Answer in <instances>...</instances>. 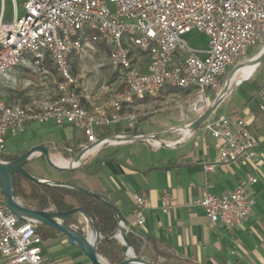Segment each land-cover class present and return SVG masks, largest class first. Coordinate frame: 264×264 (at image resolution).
Instances as JSON below:
<instances>
[{"label": "built area", "instance_id": "1", "mask_svg": "<svg viewBox=\"0 0 264 264\" xmlns=\"http://www.w3.org/2000/svg\"><path fill=\"white\" fill-rule=\"evenodd\" d=\"M1 2L0 84L16 80L13 71L19 64L42 74L51 64L58 76L50 97L9 103L0 93V159L4 161H8L7 139L24 134L33 122L79 129L85 139L76 149L84 152L83 162L106 147L138 141L130 136L148 135L145 141L159 148L165 143L160 133L135 132L140 117L137 105L182 88L191 113L201 116L212 101L209 92L217 96L222 89L221 78L251 48L264 43V0H13L14 17L9 21L4 20ZM193 31L207 34L205 50L193 49L182 39ZM103 53L105 58L96 61L93 55ZM86 60L96 74L110 70L112 81L95 91L83 67ZM260 98L264 101V89ZM260 108L264 110L263 103ZM215 113L198 130L203 141L211 137L219 142L217 161L208 168L248 157L258 170L259 144L245 118L239 113ZM258 181V174H247L249 186ZM172 199L166 191L164 212ZM133 200L135 223L142 226L148 200L138 193H133ZM197 204L212 223L236 228L249 220L255 199L240 183L227 195L207 193ZM75 227L86 231L82 219ZM128 230L132 233L130 225ZM0 259L4 264H59L44 254L38 225L19 221L7 209L1 186Z\"/></svg>", "mask_w": 264, "mask_h": 264}, {"label": "crops", "instance_id": "2", "mask_svg": "<svg viewBox=\"0 0 264 264\" xmlns=\"http://www.w3.org/2000/svg\"><path fill=\"white\" fill-rule=\"evenodd\" d=\"M251 81L254 84L249 90L241 92L240 88ZM263 89L264 62L251 77L236 84L217 107L220 114L239 113L245 118L259 144L258 170L248 157L208 168L217 161L219 142L211 137L203 141L199 132L182 140L183 135L176 138L174 134L162 139L165 143L180 140L173 146L155 148L147 142L148 150L142 145L144 141H134L110 146L109 153L101 154L103 149L88 159L93 173L85 175L81 185L104 195L118 207L131 226V234L139 239L137 251L134 248L137 256L152 264H264V110L260 108L264 104L260 98ZM211 93L212 100L216 93ZM67 146V151L76 147L69 143ZM98 160L101 163L94 171ZM248 173L258 174V183L249 186ZM240 183L248 187L255 199L249 220L236 228L212 223L197 201L207 193L227 195ZM166 191L172 193L173 199L164 212ZM133 193L143 195L149 203L143 209L142 226L135 223ZM62 236L58 233L54 237L63 239ZM70 250L67 255L55 244H43L44 254L59 264H91L76 246ZM53 253L58 254L52 259Z\"/></svg>", "mask_w": 264, "mask_h": 264}, {"label": "rangeland", "instance_id": "3", "mask_svg": "<svg viewBox=\"0 0 264 264\" xmlns=\"http://www.w3.org/2000/svg\"><path fill=\"white\" fill-rule=\"evenodd\" d=\"M21 5L22 3L20 2V11L22 10ZM4 7V20H12L14 17L13 0H4ZM1 8L2 2L0 0V13ZM182 39L185 40L190 47L196 50H205L208 46V36L203 32L193 31L183 35ZM262 47H264V43L251 48L242 57V59H240L238 65L256 55L262 49ZM93 56L96 58V61L105 58L104 53L102 55ZM83 67L88 71V75L91 80L90 82H92L96 87H100L105 82L109 83L112 81L111 71L107 70V68L103 69L101 73L96 74L92 62L89 63L87 60L84 61ZM46 68L48 69V73L42 74L31 69H26L20 64L15 66L13 72L14 74L18 75L16 80L10 84H0V93L2 98L9 103H27L35 98L40 99L50 97L54 93L58 76L51 64H46ZM227 70H229V68ZM231 70H233V68H231L227 74L221 78V88H223V86L226 84L227 76L230 74L229 72ZM253 84L254 81L244 84L240 88V91H248L249 86H252ZM235 86L236 84L233 87ZM173 91L175 92L161 93L157 97L149 98L140 105H137V111L140 113L139 119L142 121H139V125L137 126L139 129L135 132H139L141 134L158 132L161 133L159 136V139L161 140L165 139L169 134H174V136L177 138L179 135H182L181 131H175L177 127H184L189 123L191 124L200 117V115L191 113L189 109V103L187 101L188 96L183 93L184 90L182 88H175ZM211 95L214 96L215 94L211 93ZM215 97L212 99L211 103L215 100ZM215 114H220V110L217 109ZM82 137V132L73 126L58 127L54 122H33L27 125L26 132L24 134H18L13 136L11 139H7L6 153L14 154L17 151L29 149L34 145L46 143L54 145L50 149V155L53 160L72 162L69 161V159L75 158L81 152V150H77L76 147H74V153L70 154V152L67 151V143L77 146L76 143ZM139 143L141 144L143 142ZM142 145H145L144 147H147L149 150L146 141H144ZM110 151L111 150L107 147L101 152V154L109 153ZM26 167L39 178L66 180L79 185L84 183L82 179L85 177V175L93 173L91 170L93 167L92 162L88 159L84 162L79 170L73 172H61L55 170L48 164L45 156L43 155L36 156ZM17 187L21 193L17 199L25 206L36 208L37 202L27 197V195L33 191L32 186L28 183V181L21 179L17 180ZM65 198L68 203H77V201L71 195H66ZM39 232L42 235L49 236L46 238V242L43 243L45 246L55 244L58 246V248H61V253L63 254L68 255V253L71 252L70 249L76 246L71 245L68 240L67 243H65L64 235L62 236L63 239L55 238L54 235L51 234L52 229L49 227L41 226V228H39ZM57 254L53 253L50 254V256L53 259V257L57 256ZM102 256L104 257V255ZM104 258L109 261L107 257ZM0 264H4L2 259H0Z\"/></svg>", "mask_w": 264, "mask_h": 264}, {"label": "water", "instance_id": "4", "mask_svg": "<svg viewBox=\"0 0 264 264\" xmlns=\"http://www.w3.org/2000/svg\"><path fill=\"white\" fill-rule=\"evenodd\" d=\"M228 77L229 74L227 79ZM216 110L217 109H211L208 107V109L197 120L194 121L195 125L192 127L190 133H197L202 122L212 115ZM128 138L136 139L138 141H145L149 138V136L139 135L130 136ZM162 145L166 144L163 143ZM52 146L54 145L40 143L34 145L14 160L4 161L0 159V186L6 198L7 209L16 215L21 222L33 221L38 226L49 227L59 234L64 235L71 245H76L82 251V253L89 259L91 264H112L99 253V248L105 242H109L112 239L117 240L118 236L121 237L120 244L122 247L121 252L123 260L114 264H152L147 259L139 257L135 254L134 246L128 238V235L131 234V232L128 230L129 222L120 212L118 207L107 197L70 181L39 178L26 168V166L36 156L41 155L45 156L48 164L51 167L61 172H73L79 170L84 164V152L81 151L73 160L78 162L77 165L66 167L56 165L50 155V149ZM16 173L22 175L28 181L39 187H60L97 199L115 212L117 216V228L107 236L102 235L93 217L80 206H75L74 208L68 210H56L50 208L41 210L34 207L25 206L15 196ZM81 219L86 225V231L75 227V225L79 223Z\"/></svg>", "mask_w": 264, "mask_h": 264}, {"label": "trees", "instance_id": "5", "mask_svg": "<svg viewBox=\"0 0 264 264\" xmlns=\"http://www.w3.org/2000/svg\"><path fill=\"white\" fill-rule=\"evenodd\" d=\"M140 120L141 119L137 121V126L139 125ZM84 139L83 136L81 140ZM78 143H80V141H78L77 144ZM12 157L13 154L10 153L6 156V160H11ZM100 163L101 160L96 162L94 171L99 168ZM31 185L33 191L27 195V197L37 202V209L44 210L49 207H54L56 210L72 209L76 205L68 203L65 198L66 195H71L77 201V206L84 208L93 217L102 235L107 236L117 228V216L115 212L97 199L60 187H39L33 183H31ZM20 195L21 193L17 187V180H15V196L19 197ZM39 228H41V226L38 227V233L43 239L49 237L48 235H42L39 232ZM51 234L56 236L58 232L52 230ZM128 238L137 251L139 239L133 237L132 234H129ZM121 251V244L116 239L103 243L99 248V252L104 255V257H107L112 264L123 260Z\"/></svg>", "mask_w": 264, "mask_h": 264}, {"label": "bare ground", "instance_id": "6", "mask_svg": "<svg viewBox=\"0 0 264 264\" xmlns=\"http://www.w3.org/2000/svg\"><path fill=\"white\" fill-rule=\"evenodd\" d=\"M264 62V47L253 57L245 60L240 65H237L233 68V70L230 72L229 77L226 81V84L223 86V88L218 93L217 98L210 103L209 107L211 109H217V107L220 105V103L227 97V95L231 92L233 89V86L235 84H238L241 82V80L248 79L253 75V73L256 71V69ZM195 125V122L189 123L188 125L184 127H177L175 131H181V134L183 136H188L192 127ZM182 140V139H181ZM53 160V159H52ZM54 163L58 166L66 167V166H75L78 164L76 161L68 162V161H55Z\"/></svg>", "mask_w": 264, "mask_h": 264}, {"label": "flooded vegetation", "instance_id": "7", "mask_svg": "<svg viewBox=\"0 0 264 264\" xmlns=\"http://www.w3.org/2000/svg\"><path fill=\"white\" fill-rule=\"evenodd\" d=\"M30 149V148H29ZM28 149H25V150H22V151H17L13 154V157L11 160H14L16 159L17 157H19L21 154H23L24 152H26ZM11 160H8V161H11ZM27 168V167H26ZM28 169V168H27ZM25 180V181H28L26 178H24L22 175L16 173L15 174V180ZM28 183L31 185V182L28 181ZM32 186V185H31ZM39 227V226H38Z\"/></svg>", "mask_w": 264, "mask_h": 264}]
</instances>
